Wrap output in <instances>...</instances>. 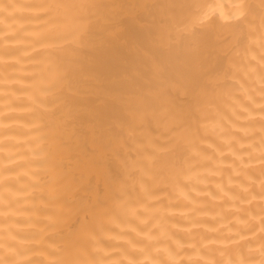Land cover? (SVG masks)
Masks as SVG:
<instances>
[{
  "label": "clouds",
  "instance_id": "obj_1",
  "mask_svg": "<svg viewBox=\"0 0 264 264\" xmlns=\"http://www.w3.org/2000/svg\"><path fill=\"white\" fill-rule=\"evenodd\" d=\"M0 264H264V0H0Z\"/></svg>",
  "mask_w": 264,
  "mask_h": 264
}]
</instances>
